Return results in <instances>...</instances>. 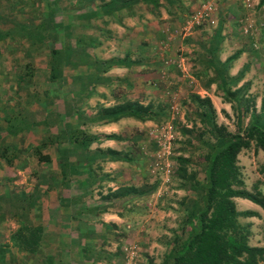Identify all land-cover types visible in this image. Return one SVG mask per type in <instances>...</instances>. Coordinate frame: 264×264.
I'll list each match as a JSON object with an SVG mask.
<instances>
[{"label":"crops","instance_id":"crops-1","mask_svg":"<svg viewBox=\"0 0 264 264\" xmlns=\"http://www.w3.org/2000/svg\"><path fill=\"white\" fill-rule=\"evenodd\" d=\"M74 1L78 2V0ZM88 1L92 2V0ZM189 2V0H158L155 6L143 0L123 2L119 8L123 11L121 15L112 16L111 19L118 24L120 23L118 19L121 18L125 28V19L130 20L132 24L128 25L131 27V32L127 36L122 33L115 41L116 44H124L120 47L124 50L118 55L109 53L105 58L94 57L86 48V44L94 46L96 43L97 38L92 34L85 38L81 37V40H78L79 37H70V42L66 46L61 41L59 49L71 50L70 56L73 50V47L67 48L70 43L84 44L85 46L76 48L81 50L78 55L82 62L78 60L72 64L74 69L71 76L67 80L66 77L63 78L65 84L60 85L63 82L61 77L65 75L63 69L60 76L54 80L48 77V80L55 82L56 86L58 83L60 88L53 89L50 86L45 90L43 100L49 103L56 99L63 101L64 93H70L66 110L70 111L72 108L71 115L69 118L68 114L65 119L58 117L56 124H53L55 129L52 133L48 132L42 136L38 134L37 142L33 146L35 151L44 155L42 158L47 161L46 164L44 163L46 168L37 173L39 176L34 179L36 183L32 189L23 187L24 192L18 190V194L9 200L13 205H19L12 209L17 212L18 217L20 216V221L26 225L41 227L37 255L23 259L25 264H112L119 256V252L122 257L121 264H131L135 263L136 253L139 256L148 248L163 250L165 244L160 242V236L163 233L171 234L170 230L163 228V222L167 219L166 216L171 214V209L160 208L158 203L161 189L156 183H146L144 179L147 178V173L142 169L144 160L142 156L146 153L145 127L153 126V129L151 127L148 129L156 143L157 147L154 149L156 152L158 145L152 131L158 126L153 125L155 121L152 119L139 120L132 116H121L114 121L105 122L97 118V113L100 107L113 106L126 101L149 105L151 110L155 109L157 104L153 101L160 90L157 81L162 83L164 92L169 93L172 83L176 84L179 79L191 77L192 70L198 68L200 49L216 44L213 40L215 31L219 35L215 55L219 61L234 55L227 73L232 78L240 76L230 89L242 87L248 93L249 102H253L254 113H258L260 100L264 97V30H261L264 29V25L257 30L256 38L250 34H241L239 20L243 18L241 14L244 9L238 2L235 5V1L229 0L222 5L220 10L222 14H226L227 25L223 18H220L213 33L206 38L201 36L198 38L196 43L198 52L193 56L192 63L184 60L183 57L167 59L162 54L152 52V45L172 35L173 23L170 21H175L178 10L184 9ZM257 9L264 24V3ZM74 11L76 14L79 13L77 9ZM103 18L106 19L105 16ZM165 24L167 26L162 29ZM218 25H220L219 31ZM61 26L62 24L59 27ZM183 27L184 24L181 28ZM5 34V40L9 44L8 31H0V40ZM104 39L106 40L107 37ZM107 40L112 42L111 36H108ZM230 48L233 49L229 51ZM10 50H12L11 44L6 50L0 44L1 64L4 65V59L9 62L13 58L9 54ZM220 54L225 56H219ZM100 60H104V64L101 65ZM185 63L189 65V73L181 68ZM169 66H173L174 71L173 69L167 71L166 68ZM157 67L159 70H156ZM208 71L210 72L209 69ZM173 78L175 80L171 81ZM4 85L7 87L6 90L10 88L14 90V84L9 80L4 81L3 74L0 73V92L4 90ZM47 92L52 94L47 95ZM201 92H205L204 96L209 97L211 103L216 98L204 88L197 91L199 94ZM250 97L254 98L253 101ZM96 99L104 103L99 105L94 101L93 106L97 105V110H92L88 102ZM43 100L39 103L41 104ZM86 104L88 108H85ZM219 108L233 118L230 102L221 103ZM218 110L215 109V114L221 120ZM15 111V103L12 99L7 98V101L4 98L0 99V172L2 178L10 179L12 182H14L12 174L15 172H23L22 177H24L29 171L23 164L28 163V155H31L32 125L40 122L35 121L36 123H32L26 129L19 128L16 118L24 120L26 115L30 120L28 115L30 108L26 114H20L18 117ZM249 114L247 113L245 118L242 117L245 121L244 125L248 122ZM172 117L171 114L170 118ZM42 123L39 125H46L45 121ZM51 134L53 138L46 141ZM85 134L96 138L87 141ZM107 134L113 136L105 138L103 135ZM85 142L88 143L87 146H83ZM107 149L113 150V153H108ZM153 153L154 151L148 157L150 161L146 168L148 174L155 175L149 170V164L154 159ZM236 160L244 188L252 191L248 186V176L253 177L254 174L258 176L254 178H259L258 185L261 189L260 180L264 182V177L261 176L264 167L259 169L263 171L262 173H259L256 167L259 162L264 163V152L259 148L254 149L251 145L240 150ZM21 162L23 164L19 166ZM23 180L24 178L17 182ZM117 188L120 190L117 194H110ZM173 190L177 191L175 188ZM233 201L237 210H252L255 213L240 217L248 224V244L264 245L263 209L245 198L233 197ZM112 244L114 250L111 248ZM124 244L134 246L133 256L129 257L123 250ZM13 252H17L15 248Z\"/></svg>","mask_w":264,"mask_h":264},{"label":"rangeland","instance_id":"rangeland-1","mask_svg":"<svg viewBox=\"0 0 264 264\" xmlns=\"http://www.w3.org/2000/svg\"><path fill=\"white\" fill-rule=\"evenodd\" d=\"M101 1L102 0H92V2L87 3L85 0H78L76 3L74 0H0V31H8L9 33V44L5 40L6 34L3 35V39L0 40V44L1 46H4L5 50L7 47L10 48L11 44L12 50L9 51V54L13 56L9 62L4 59V65L0 62V73L3 74L4 81L9 80L10 83L14 84V90H11V88L6 90L7 87L4 85V90L0 92V99L4 98L5 101H7V98L12 99V101L15 103L16 117H18L20 114H26L28 108H30V112L28 114L30 115V120L28 117L26 118V115L24 120H18V118H16L15 121H17V126L19 128L26 129L29 125H32V123H36L35 121H40L39 123L45 121L46 123V125H39V123L32 125L33 131L30 137V139H32L31 155H28L27 164L26 162L25 164L22 162L19 164V166L23 164L25 167H27V169H29L24 177H22L23 172H15V174H12V178L14 179V182H12L10 179L5 180L4 177L2 178V174L0 172V179H2L0 180V248L3 250V254L7 259L5 260L6 264H19L18 260L13 256L15 254L13 252V248L11 246L8 247L6 244L8 243L10 233L15 230L17 224L19 225L22 222L20 221V216L18 217L17 212L13 210L19 205L16 202L17 205L15 206L13 203H11L12 201L9 202V200H12L18 194V190L20 192H24L23 187H28L29 190L32 189L36 183L34 182V179L39 176L37 173L39 171L45 170L46 168L44 163L46 164L47 161H44L42 158L44 155L40 154L41 152L39 153L37 150L35 151V146H33L34 143L37 142L38 134L39 136H42L48 132L52 133L55 129V125L53 124H56V119H58V117L59 119H65V116L69 114L70 118L71 115L70 111L72 108L70 111L66 110V102L71 97L70 93H64L65 98H63V101L59 99L50 101V103L54 102L52 105L49 103V101L43 100L44 92L50 86L53 89L60 88L58 83L56 86L55 82L48 80L49 50L52 47L59 49L61 46V41L62 44L66 46V44L70 42V37H79L78 40H81V37L85 38L86 36L92 34L97 38L96 43L94 46L86 44V48H88V51H90L94 57L105 58L109 53L114 55L121 53L124 49H120V47L124 46V44L119 45L116 44L115 41L119 39V36L122 33L123 35L127 36V34L131 32V27L128 26L131 23L130 20L127 21L125 19V28L123 24L124 22L122 23L120 20L121 18L118 19L120 23L116 24L113 19H104L103 17L90 19L80 13L81 11H89V9H92L96 5L100 4ZM189 1V4L184 6V9L178 10L179 13H176L177 19H175V21H170V23H173L172 35L169 38H165L164 41H159L155 45H152V52H156V54H162L163 57H166L167 59H177L178 57H183L184 60H188L192 63L191 60L193 59V56L196 54V52H198V47L196 46V43L199 40L198 38L200 36L206 38V36H209L211 33H213L220 18H223L224 23L227 25V21L225 19L226 14H222L220 9L222 5L229 0H202L203 2H199V0ZM233 1H235V5L238 2L239 5L244 9L243 13L241 14L243 15V18H240L239 20L240 33L244 34L242 32V27L246 26V23H249L251 25V29L247 27V34L253 35V37L256 38L258 36L257 30L261 28V25H264L262 24L263 20L260 19L261 16L257 9L259 6V0ZM207 2L211 4V10L207 14L199 17V13H202L201 6ZM75 9L79 11L78 14H76V11H74ZM51 11H53L52 21L51 18L50 20L48 19L49 13ZM76 15L79 17H76ZM47 20H49V23L52 22L56 26H53V28L50 29L49 26H52V24H49ZM56 23H58V25ZM60 24H62L61 28L59 27ZM183 24L184 27L181 28ZM164 26H167V24L163 25L162 29H164ZM226 29H228V27H226ZM261 30L264 29L261 28ZM54 32L57 34H55V37L52 36V33ZM108 36H111L112 42L107 40ZM104 37H107V39L105 40ZM73 44L74 43L72 42L69 44V47H67H73L72 54L67 61V63L70 64H66V66L61 65V69H63L65 75L61 77L63 82H61L60 85L62 83L65 84V81L63 80L64 77H66L67 80L71 76V73L74 69L72 68V64L76 63L78 60L80 61V56L78 54L81 50L76 48L85 46L84 44L80 43ZM232 49L233 48H230L229 51ZM219 56H225V54H220ZM172 63L175 64V62ZM7 68L8 70H6ZM181 68L182 70L183 68L186 69L189 73V65L187 66L186 63ZM171 69L174 71L173 66L166 68L167 71H172ZM81 70L82 69H79V71ZM156 70H159L158 67ZM194 70L192 71L194 72ZM196 71L197 70H195V74L191 75V77L187 76L183 80L179 79L176 84L172 83V88H169L170 94L165 93L162 83L157 81L158 88H160V90L157 93L153 103L157 104L156 109H159L163 115L159 114L157 117L158 121L153 123V125H157L160 129V127L166 125L167 120L172 114L173 117L170 118L168 122H171L173 127L175 126V130L173 129L175 132V138L171 142L170 153L165 157L166 161L169 163L170 173L168 180L163 183L160 179L159 173L154 175L150 173L148 174L147 172L148 170L146 166L148 167V163L150 161L148 157L153 151V155L155 154L154 149L157 147L156 143L152 139L151 134L149 133L148 128L151 127L153 129V126L151 125L145 127L146 137L144 143L146 145V153H144L142 156L144 159L142 161V169L144 173H147V178L144 179L146 183H156V185L161 189L160 202L158 203V205L160 204V208L171 209V214L166 216L167 219L165 222H163V228L170 230L171 234L163 233L162 236H160V242L162 241V243L165 244L163 245V250L159 249L156 251L154 249L151 250L148 248L146 251L140 253L139 256L136 253L135 263L131 264L160 263L163 258V253L169 246L170 239L172 238L173 234H180L179 221L182 219L181 217L183 215V202H186V197L188 195H194V193L189 192L190 194H187L186 190L179 187L180 180L174 175L176 169L178 168V163L176 162L175 157L177 155H181L185 158H188V163L185 164L186 173L194 171L196 179L200 180L202 177L200 164L202 160L201 155L204 150L200 149L199 144L193 137L199 134L200 123L198 121V117L195 114L196 105L192 101V96L194 94H198L199 96L201 95V97H203L206 95L205 92H201L202 94H199L197 91H200L202 88H204L216 97L212 102L214 109L218 110L221 103L229 102L224 99L222 91L216 87L214 83H206V79L212 73L207 71L206 75H204L198 74ZM8 73L10 74L8 75ZM174 80L175 78L171 79V81ZM26 84L29 85L26 87L24 86ZM46 94L51 95L52 93L47 92ZM256 95H258V93ZM247 96L248 93L244 92L243 99H247L248 101L242 102L243 105L249 103L250 109L253 107V102L250 103ZM250 98L251 101H253L254 98ZM41 100L43 101L40 104L39 102ZM94 101H97L99 105L104 103L97 99L88 102L90 109L92 110H97V105L93 106ZM39 104L41 106H39ZM87 106L88 104H86L85 108H88ZM231 111L232 109H230V112ZM45 112H47L46 115L49 113V116L46 117L44 114ZM232 113L231 115L233 118L229 114H226L223 109L219 108L218 114L222 117V119L219 120L215 114V122L225 125L228 131L233 132L236 128V125L234 112ZM244 115L247 116V113H244ZM244 118L241 123L242 126H244ZM183 128L187 129V131L184 133H182ZM49 138H53V135L51 134V136H48L46 141H48ZM153 155L151 156L153 157ZM261 167H264L263 162H259L256 169L259 170ZM258 172L262 173L263 171L259 170ZM263 174L264 172L261 174L262 177H264ZM252 175L253 177L248 176V186L252 189V192L261 191L264 193V182L260 180L262 186L261 189H259V178H254L258 176H254V174ZM250 177L252 178L250 179ZM23 178L24 180L22 182H17ZM254 184L255 187H253ZM174 188L177 191H174ZM178 201L179 203H177ZM161 220L163 221V218H161ZM239 220L242 223H246L241 218H239ZM124 246L128 245L124 244ZM113 247L114 245L112 244L111 248L113 249ZM134 250L128 253L129 257L134 255ZM121 263L122 257L121 252H119V256H117V259L113 261L112 264ZM259 264H264V260Z\"/></svg>","mask_w":264,"mask_h":264},{"label":"trees","instance_id":"trees-1","mask_svg":"<svg viewBox=\"0 0 264 264\" xmlns=\"http://www.w3.org/2000/svg\"><path fill=\"white\" fill-rule=\"evenodd\" d=\"M125 1L102 0L89 11L80 13L90 19L104 16L109 19L112 16L119 17L122 11L119 8ZM143 1L150 2L153 6L158 2V0ZM85 2L89 1L85 0ZM262 3L264 0H259V5ZM50 18L52 21L53 11L49 13L48 19ZM49 24H52L49 26L50 29L56 26L52 22ZM219 29L220 25H218V31ZM55 34L56 32L52 33V36L55 37ZM218 36V32L215 31L213 40L216 44L200 49L198 68L195 70L198 74L204 75L208 69L210 70L212 74L206 79V83H215L216 87L222 91L224 99L231 102L230 107L234 112L236 128L230 132L225 125L215 122V109L209 97H201L198 94L192 96V101L196 105L195 114L200 123V132L193 137L200 149L204 150L200 164L202 177L200 180L196 179L194 171L186 173L185 164L188 163V158L181 155L175 157L178 168L174 175L180 180L179 187L186 190L187 194L192 192L194 195H188L186 202H183V215L179 221L180 234H173L158 264H259L264 260V245L248 244V224L239 220L240 217L254 215V211L237 210L233 201V197L245 198L259 205L264 211V193L252 192L244 188L241 173L236 164L238 152L251 145L254 149L259 148L264 152V97L261 98L259 111L255 114L253 107L249 109V103L243 105L242 101H248L243 99L245 92L243 88L230 89L240 76L232 78L227 73L234 55L226 57L223 61L217 59L215 53L218 49ZM62 49L52 47L49 50L50 80L60 76L61 65L70 64L67 61L71 50L61 52ZM99 63L104 64V60H100ZM244 113L250 114L248 122L242 126ZM159 114L163 115L159 109L151 110L149 105L126 101L113 106L100 107L97 118L109 122L121 116H132L139 120L152 119L156 122ZM173 128L175 130V126ZM186 131V128L182 129V133ZM103 136L110 138L113 135ZM84 137L87 141L96 138L86 134ZM87 144L85 142L83 146ZM107 152L112 154L113 150L107 149ZM125 188L128 189V187ZM119 191L117 188L110 194L115 195ZM40 239L41 227L26 225L23 222L10 233L8 241L17 251L13 256L18 262L20 261L19 264H25L23 259L27 256L37 255ZM9 244L6 245L9 247ZM5 260L7 259L0 248V264H6Z\"/></svg>","mask_w":264,"mask_h":264},{"label":"built area","instance_id":"built-area-1","mask_svg":"<svg viewBox=\"0 0 264 264\" xmlns=\"http://www.w3.org/2000/svg\"><path fill=\"white\" fill-rule=\"evenodd\" d=\"M211 10V4L206 3L201 6L202 13H199V17L207 14ZM246 26L242 27V32L244 34L248 33V28L251 29V25L248 23ZM248 27V28H247ZM173 125L171 122H167L165 126L155 128L152 132L156 139L158 150L154 154V159L152 163L149 164V170L151 173H159L162 182H166L169 177L170 168L169 163L166 161L165 157L170 153L171 142L175 138V132L173 130ZM124 251L130 253L134 250L133 246H125Z\"/></svg>","mask_w":264,"mask_h":264}]
</instances>
